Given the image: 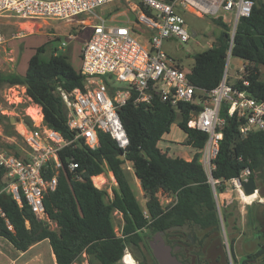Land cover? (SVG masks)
I'll return each instance as SVG.
<instances>
[{
  "label": "trees",
  "instance_id": "trees-1",
  "mask_svg": "<svg viewBox=\"0 0 264 264\" xmlns=\"http://www.w3.org/2000/svg\"><path fill=\"white\" fill-rule=\"evenodd\" d=\"M217 22L223 27L217 43L194 55V64L188 74L190 82L205 91L219 85L226 66L230 41L228 26ZM45 51V45L36 49L24 75L0 73V85L24 86L31 101L41 106L45 122L65 137H71L60 90L82 88L85 78L67 55L54 52L45 58ZM233 55L248 62L244 77L249 80V86H243L241 82L238 86L256 99L264 100V70H261L264 66V0H255L250 16L241 18ZM226 108L224 106L221 110L226 122L213 170L214 179L219 180L215 185L218 194L225 192L227 182L244 169L249 168L250 177L256 180L263 177L261 172L264 169V132L251 131L243 137L239 132L242 120L236 115L229 116ZM200 109V105L182 103L177 110L159 96L150 106H139L129 101L119 109L129 138L125 149L119 147L110 134L100 131L99 149L92 151L81 145L68 149L62 155L65 164L68 157H73L79 167L75 172L61 170L57 189L45 195L46 212L57 229H51L48 222L39 220L25 200L20 206L11 194L2 193L0 205L14 230H9L0 219V237L9 240L20 251H27L36 243L48 240L57 264H76L83 254L92 261L96 259L97 264H119L125 248L131 243L128 234L136 230H165L188 224L195 232L208 229L211 233L220 234L222 220L228 226L230 222L226 210L219 212L214 187L200 162L208 134L188 126V121ZM23 117L31 124L28 116ZM4 119L0 113V123ZM177 119L186 138L184 144L190 147L193 156L190 160L179 153L169 154L159 147V142L168 135ZM4 128L7 130L13 125L8 121ZM126 161L132 163L134 174L148 197V218L125 175L123 165ZM106 167L118 183L110 201L106 200V190L93 183V177L103 174ZM4 176L5 171L0 168V190L4 186ZM159 192L172 198V202L163 206ZM114 211L123 215L121 235L115 231ZM231 225L232 228L235 226ZM257 229L262 233L258 236L259 248L250 252L242 264H264V224L261 223ZM194 235L195 240L201 241L198 235ZM228 238L233 251L236 238L230 234ZM223 250L228 261L224 242Z\"/></svg>",
  "mask_w": 264,
  "mask_h": 264
},
{
  "label": "built area",
  "instance_id": "built-area-1",
  "mask_svg": "<svg viewBox=\"0 0 264 264\" xmlns=\"http://www.w3.org/2000/svg\"><path fill=\"white\" fill-rule=\"evenodd\" d=\"M118 1L121 0H0V16L30 21H76L84 29H91L81 51L80 71L85 78L84 86L71 91L60 90L72 136L65 137L50 127L44 120L41 106L33 103L34 112L27 114L31 124L24 118H19L16 123L21 142L2 139L9 142L6 146L0 141V168L5 171L0 195L11 194L20 206L25 200L39 220L51 221L44 199L48 192L57 189L61 170L75 172L79 167L73 157L67 158V164L63 162L62 155L68 149L81 145L92 151L99 149L100 131L110 134L122 149L129 145L119 116L120 107L129 101L150 106L159 96L177 110L182 103L201 106L188 121V126L208 134L200 162L214 189L219 182L214 179L213 170L226 122L221 116L224 106H227L229 116L236 115L242 120L239 132L243 137L251 131L264 132V100L256 99L238 86L239 82L249 86V80L244 77L246 60L239 58L237 82L229 83L237 27L242 17L250 16L255 0H138V3L124 0L135 16L134 20L127 16L121 24L96 12ZM186 12L201 18H214L228 26L230 41L223 78L211 91L193 85L188 77L190 70L184 69L180 61L163 49L165 40L188 42L197 36L195 30L190 34L187 28ZM69 37L73 39L76 35ZM3 42L4 36L0 33V44ZM2 135L0 130V137L4 138ZM125 164L131 169V162ZM250 174L251 170L246 168L227 182L238 191L242 200L246 195L244 184ZM111 178L117 181L115 176L111 175ZM144 215L149 217L146 208ZM0 219L9 230H14L1 205ZM127 256L130 257L128 247L122 258L125 264L129 263Z\"/></svg>",
  "mask_w": 264,
  "mask_h": 264
},
{
  "label": "rangeland",
  "instance_id": "rangeland-1",
  "mask_svg": "<svg viewBox=\"0 0 264 264\" xmlns=\"http://www.w3.org/2000/svg\"><path fill=\"white\" fill-rule=\"evenodd\" d=\"M133 3H138V0H131ZM96 12L108 20L115 19L116 23H123L127 20V16L134 20L135 14L130 11L128 4L124 0L113 4L103 6ZM187 28L192 34V30L197 32V36L191 37L188 42L165 40L163 49L173 58L181 62V66L186 70H191L194 64V55L207 50L213 45V42L218 40L223 27L218 24L214 18H201L192 13H185ZM90 28H83L82 25L73 22L61 21H45V20H22L18 18H10L0 16V33L4 36V42L0 44V73H18L24 75L28 69L29 60L35 54L36 49L41 46H46V51L43 57L48 58L51 54H64L68 56L69 61L80 69L81 66V51L84 43L87 41L90 34ZM76 35L75 38H70L69 35ZM145 42V39H141ZM65 43V44H63ZM241 61L238 57L233 56L230 65V84L237 82L236 75ZM262 78L264 76L262 75ZM33 102L26 94V89L21 85H0V113L5 116L3 122L0 123V130L4 138L0 137V141L7 146L9 142H21L17 137L16 129L19 126L16 124L19 118L33 111ZM9 123L13 128L5 130L4 125ZM177 119L171 126V130L165 138L159 142V147L169 153H179L182 157H193L188 154L190 147L184 144L186 142L183 131L178 126ZM2 135V136H3ZM10 140L3 142V140ZM190 155V156H189ZM125 175L143 209L146 208L148 197L145 195L141 187L140 181L134 174L132 164L131 169L128 164L123 165ZM262 176L259 183L264 184V169L261 172ZM104 183L98 185L97 177L93 178V183L96 187L104 189L107 192V201H110L114 196L115 189L118 187L117 181L111 178L114 174L106 167L103 174ZM100 176V175H99ZM96 182V183H95ZM227 189L223 193H217L219 212L226 210L231 224L235 227L231 228L233 236L237 237L241 234L240 241L237 244L235 264H242L245 256L243 246L246 247L243 241H252L258 235L256 230H252L249 218H261L264 223V207L256 201L264 203V194L248 204L242 200L240 194L234 187L227 183ZM263 190V187H262ZM160 203L167 206L172 202V198L158 193ZM115 231L121 235L122 226L124 223L122 214L114 211L112 214ZM226 223V222H225ZM222 221V228L228 229L229 226ZM51 229H57L56 223L49 222ZM245 239V240H244ZM242 240V241H241ZM52 249L48 240L41 241L29 254L22 255V252L16 249L12 243L4 237H0V264H22L28 261V264H55L52 258ZM24 256V257H23ZM38 259V261H37ZM76 264H97V260H91L86 254H83Z\"/></svg>",
  "mask_w": 264,
  "mask_h": 264
},
{
  "label": "flooded vegetation",
  "instance_id": "flooded-vegetation-1",
  "mask_svg": "<svg viewBox=\"0 0 264 264\" xmlns=\"http://www.w3.org/2000/svg\"><path fill=\"white\" fill-rule=\"evenodd\" d=\"M259 181L260 180H257L259 189L252 197V200L247 202L248 204H252L253 201L259 197L257 194H260L261 196L264 194V184L259 183ZM256 202L260 203L264 207L263 202L259 200ZM262 211L264 212V209ZM249 221L253 228L252 230H256L258 235L254 237L252 241H246L244 239L245 241H243V244L245 243L246 247H242L245 253L243 259H245L250 252H255L259 248L257 245L258 236L262 235V233L257 229V227L262 223L261 218L251 217L249 218ZM229 222L230 226L228 229L222 228L221 224L220 234H218V232L211 233L208 229H200L195 232L188 224L171 226L165 228V230L143 228L133 231L128 234L131 243L127 246L130 250V260L127 259V262H129L128 264H161L154 255L152 244L158 243L160 238H162L164 244L170 247L172 255L177 258L180 264H235V254L236 251H238L237 244L240 241L241 234L235 237L236 241L233 251H231L228 234L232 237L234 236L231 229V221L229 220ZM194 234L198 235L201 241L195 240ZM223 242L226 245L228 261L224 256ZM119 264L125 263L121 260Z\"/></svg>",
  "mask_w": 264,
  "mask_h": 264
},
{
  "label": "water",
  "instance_id": "water-1",
  "mask_svg": "<svg viewBox=\"0 0 264 264\" xmlns=\"http://www.w3.org/2000/svg\"><path fill=\"white\" fill-rule=\"evenodd\" d=\"M121 158L124 159V155H122ZM258 189L259 187L257 184V180L254 177H250L248 181L244 184V192L247 195L256 194ZM214 194H215V198H216L217 206H218L219 202L217 198V192L215 191V189H214ZM218 209L220 210L219 207ZM152 248H153L155 257L158 259V261L161 264H180L177 258L172 255L170 247L164 244V241L162 240V238H160V241L158 243H153Z\"/></svg>",
  "mask_w": 264,
  "mask_h": 264
},
{
  "label": "crops",
  "instance_id": "crops-1",
  "mask_svg": "<svg viewBox=\"0 0 264 264\" xmlns=\"http://www.w3.org/2000/svg\"><path fill=\"white\" fill-rule=\"evenodd\" d=\"M261 70L263 71L264 70V66H262L261 67ZM191 152L189 151V153L188 154H190ZM169 154H173V153H169ZM190 156V155H189ZM188 160H190L191 159V157H188L187 158ZM96 177V176H95ZM94 178V177H93ZM96 183V182H95ZM40 243V242H39ZM39 243H36L35 245H33V246H31L27 251H21L22 252V255H24V256H26L27 254H29ZM51 253H52V258L54 259V261H55V264H57L56 263V258H55V255H54V253H53V251H51ZM23 256V257H24ZM37 261H38V259H37ZM13 264H15V262L13 261ZM17 264V263H16ZM22 264H28V261H25L24 263H22Z\"/></svg>",
  "mask_w": 264,
  "mask_h": 264
},
{
  "label": "bare ground",
  "instance_id": "bare-ground-1",
  "mask_svg": "<svg viewBox=\"0 0 264 264\" xmlns=\"http://www.w3.org/2000/svg\"><path fill=\"white\" fill-rule=\"evenodd\" d=\"M97 178V184L98 185H100V184H103L104 183V177H103V175H100V176H96ZM95 178V177H94ZM254 196V194H252V195H245V197H244V200L246 201V202H250L251 200H252V197ZM254 199V198H253ZM127 259L128 260H130V257L129 256H127Z\"/></svg>",
  "mask_w": 264,
  "mask_h": 264
}]
</instances>
